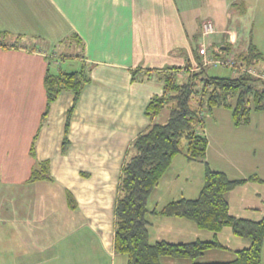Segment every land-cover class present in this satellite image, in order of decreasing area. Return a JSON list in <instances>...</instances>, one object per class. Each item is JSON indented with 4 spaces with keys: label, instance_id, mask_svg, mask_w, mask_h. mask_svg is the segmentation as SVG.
I'll use <instances>...</instances> for the list:
<instances>
[{
    "label": "crops",
    "instance_id": "crops-1",
    "mask_svg": "<svg viewBox=\"0 0 264 264\" xmlns=\"http://www.w3.org/2000/svg\"><path fill=\"white\" fill-rule=\"evenodd\" d=\"M237 1L0 0V31L12 34L5 42L19 37L20 44L0 47V264H126L127 257L114 248L115 207L131 144L151 123L147 104L162 93L160 74L185 66L209 38L202 34L203 21L212 20L218 35ZM216 39L205 41L206 59ZM52 58L60 59L57 69L49 65ZM48 65L53 72L86 65L92 77L67 133L71 91H62L43 118ZM205 130L210 167L231 179H248L227 195L233 215L264 217V111H253L249 125L236 126L231 109L214 108ZM44 161L52 179L30 180L33 167ZM185 161L193 160L185 156ZM180 198L165 199L160 206L150 200V242L217 237L226 245L220 232L215 236L187 218L154 212ZM238 207L243 213L233 211ZM209 251L208 256L217 255ZM161 263L191 260L163 257Z\"/></svg>",
    "mask_w": 264,
    "mask_h": 264
},
{
    "label": "trees",
    "instance_id": "trees-1",
    "mask_svg": "<svg viewBox=\"0 0 264 264\" xmlns=\"http://www.w3.org/2000/svg\"><path fill=\"white\" fill-rule=\"evenodd\" d=\"M241 5L242 10H238L244 14L247 7ZM11 36L9 32L0 31V47L7 49L20 46L19 37L5 42ZM74 37L79 38L78 35ZM200 46L194 50V59H189L185 66L167 69L160 74L162 93L153 95L145 110L151 123L132 142L123 164L115 207L114 248L116 254L127 257L126 264H162L163 257L191 260V264H262L264 217L253 220L231 213L227 195L248 179H231L225 172L210 167L206 161L209 140L205 118L214 108H228L232 110L234 124L244 126L251 123L253 111H264V77L261 76L264 72L254 69L264 60V54L251 40L245 50L235 55V65H220L211 60L230 58L225 50L231 49V43L218 46V52L210 50L209 62L206 63L201 59ZM214 46L212 43L211 48ZM51 64L52 61L49 62ZM49 65L45 76L47 103L43 118L49 114L51 104L62 91H71L74 99L67 115V133L72 112L92 77L86 65L71 72H53ZM210 67L231 68L236 74L211 75ZM35 152L33 142L30 153L35 156ZM180 153L189 160L205 164L200 194L196 198L173 200L154 212L187 218L215 236L225 227H231L235 235L250 241L247 247L235 250L234 259L200 261L199 258L209 250L230 249L217 237L182 243L166 240L150 242L147 218L150 195ZM39 179H52L50 165L46 161L37 162L32 169L30 180ZM68 200L69 205L75 207L76 202L69 193Z\"/></svg>",
    "mask_w": 264,
    "mask_h": 264
},
{
    "label": "rangeland",
    "instance_id": "rangeland-1",
    "mask_svg": "<svg viewBox=\"0 0 264 264\" xmlns=\"http://www.w3.org/2000/svg\"><path fill=\"white\" fill-rule=\"evenodd\" d=\"M237 2H241L239 5H234L230 7V14L228 15L227 19V27L223 30H220L217 35V30L215 34L211 35L209 38L204 39V43L207 47H209V44H206L205 41L212 40L213 38H216L217 36V45L212 47L211 50L213 51H219L218 46L226 45V43H231V49L225 50V54L228 57L235 58V55L242 51L244 48L247 47L248 43L252 40L258 48L263 52L264 54V0H238ZM245 5L247 7V10L244 14H241L238 9L242 10L240 5ZM241 5V6H242ZM236 36L237 41H229L231 40L232 36ZM229 38V39H228ZM228 41V42H227ZM54 47V48H53ZM54 52L60 53L62 50H59V48H56V46H52ZM52 50V51H53ZM72 53H75V49L69 50ZM77 53V52H76ZM61 57L65 58V54H59ZM69 56V55H68ZM62 61L63 58L61 59ZM65 60H67L65 58ZM53 68L57 69V61L60 63V59L55 61V58L51 60ZM78 62V61H77ZM67 63H69L67 61ZM79 63V62H78ZM77 63V64H78ZM80 64V63H79ZM254 68L257 71H264V60L261 61L259 64H257ZM65 69V68H63ZM77 69H80L78 67ZM209 72L211 75H218V76H230L235 75L236 72L233 71L231 68H224V67H210ZM176 160L172 161L170 167L166 170L162 178L160 179L159 185L153 190V192L150 195L149 202L152 199V202L154 200V203L157 201L160 203V205H163V201L165 199H176L180 198L182 196L186 197H198L200 194V187L203 186L204 183V174H205V168L203 169L202 165H199L200 163L197 161H190L186 163L185 161V155L183 153L178 154L176 157ZM253 191V189L250 190V193ZM237 192V191H236ZM242 192V191H241ZM238 194L239 200H241V194ZM248 194V190L246 191ZM237 198V196H236ZM237 206H239V203H236ZM237 213H243L242 210H233ZM232 213V212H231ZM233 214V213H232ZM238 216V215H237ZM246 218V216H239ZM256 217V216H255ZM205 230V229H203ZM205 232H210L209 230H205ZM220 239L224 241L226 245L230 247V249L227 250H216L215 251H209V252H215L217 255L214 256H208V253H204V257H200L201 260L204 261H221L223 258L230 257L231 259H234L235 257V250L243 247L244 242H247L248 239L239 237L235 235L232 231V228L227 226L225 227L219 234ZM230 253L229 256H227V253ZM116 264H119L118 261H116ZM165 264V263H164Z\"/></svg>",
    "mask_w": 264,
    "mask_h": 264
},
{
    "label": "built area",
    "instance_id": "built-area-1",
    "mask_svg": "<svg viewBox=\"0 0 264 264\" xmlns=\"http://www.w3.org/2000/svg\"><path fill=\"white\" fill-rule=\"evenodd\" d=\"M202 32H203V35L206 36V37H210L211 35L215 34L216 32V27H215V24L212 20H204L203 23H202ZM208 50V47L205 45V44H201L200 46V53L204 56V62H209L206 56V54L208 53L207 52ZM211 62H214L215 64H220V65H224V64H227V65H235L236 64V60L235 58L233 57H230V58H225V59H220V60H211ZM261 76L264 77V73H261Z\"/></svg>",
    "mask_w": 264,
    "mask_h": 264
}]
</instances>
